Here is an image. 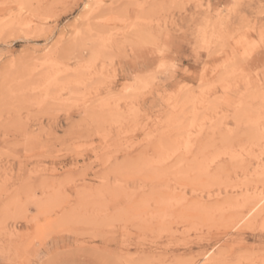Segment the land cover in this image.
<instances>
[{"label": "rangeland", "instance_id": "obj_1", "mask_svg": "<svg viewBox=\"0 0 264 264\" xmlns=\"http://www.w3.org/2000/svg\"><path fill=\"white\" fill-rule=\"evenodd\" d=\"M132 261L264 264V0H0V264Z\"/></svg>", "mask_w": 264, "mask_h": 264}, {"label": "bare ground", "instance_id": "obj_2", "mask_svg": "<svg viewBox=\"0 0 264 264\" xmlns=\"http://www.w3.org/2000/svg\"><path fill=\"white\" fill-rule=\"evenodd\" d=\"M54 61H55V60H54ZM56 62H57V61H56ZM54 63H55V62H54ZM67 65H68V64H67ZM79 66H80V65H79ZM55 67H56V66H55ZM60 67H62V66H60ZM67 69H68V68H67ZM55 70H56V69H55ZM173 151H174V150H173ZM156 157H157V156H156ZM165 157H166V156H165ZM158 158H160V157H158ZM167 158H168V157H166L165 159H167ZM156 159H157V158H156ZM160 160H161V159H160ZM148 162H149V161H148ZM148 162H147V163H148ZM157 162H158V161H156V163H157ZM145 163H146V162H145ZM151 165H152V164H151ZM261 171H262V170H261ZM135 172H136V171H135ZM147 180H148V179H147ZM128 187H129V186H128ZM140 190H142V189H140ZM132 191H133V190H132ZM134 191H135V190H134ZM134 191H133V192H134ZM124 192H125V191H124ZM175 192H176V191H175ZM134 193H137V192H134ZM144 194H145V193H144ZM144 194H143V195H144ZM175 194H176V193H175ZM145 195H147V194H145ZM170 195L172 196V194H170ZM180 195H181V194H180ZM128 196H129V195H128ZM171 196H170V198H171V200H172L173 197H171ZM181 196H183V195H181ZM129 197H130V196H129ZM149 197H150V196H149ZM126 198H127V197H126ZM146 198H147V197H145V199H146ZM165 198H166V197H165ZM258 199H259V198H258ZM260 199H261V198H260ZM142 200H143V198H142ZM146 200H147V199H146ZM166 200H168V199H166ZM174 200H177V199H175V197H174ZM182 200H183V199H182ZM163 201H164V200H162V202H163ZM255 201H257V200H255ZM148 202H149V201H148ZM156 202H157V201H156ZM168 202H169V200H168ZM260 202H261V201L259 200V203H260ZM143 203L145 204V203H147V201H146V202L144 201ZM159 203H160V201L158 202V204H159ZM176 203H177V202H176ZM182 203H183V201H182ZM140 204L144 206V204H142V203H140ZM160 204H161V203H160ZM167 204H168V203H167ZM167 204H166V205H167ZM170 204H171V203H170ZM171 205H172V204H171ZM256 205H257V204H256ZM159 206H160V205H159ZM168 206H169V204H168ZM168 206H167V207H168ZM144 207L147 208V207H149V206H148V205H145ZM156 207H157V206H156ZM142 208H143V207H142ZM163 208L165 209L166 207H163ZM135 209H137V208H135ZM161 209H162V208H161ZM168 209H169V208H168ZM139 210H140V209H139ZM146 210H147V209H146ZM146 210H145V211H146ZM156 210H157V209H156ZM162 210H163V209H162ZM166 210H167V209H166ZM177 210H178V209H177ZM149 211H150V209H149ZM172 211H173V210H172ZM128 212H129V211H128ZM147 212H148V211H147ZM175 212H176V211H175ZM178 213H179V212H178ZM150 214L152 215V213H150ZM150 214H149V218H151V217H150ZM156 214H158V213H156ZM173 214H174V213H173ZM174 215H175V214H174ZM178 215H179V214H178ZM132 216H133V215H132ZM140 216H141V213H140ZM145 216H146V215H145ZM152 216H153V215H152ZM164 216H165V213H164ZM170 216H171V215H170ZM121 217H122V216H121ZM146 217H147V216H146ZM155 217H157V216H155ZM141 218H142V217H141ZM152 218H153V217H152ZM158 218L161 219V217H158ZM232 218H233V217H232ZM145 219H146V218H145ZM145 219H144V220H145ZM155 219H156V218H155ZM162 219H163V218H162ZM162 219H161V220H162ZM228 219H229V218H228ZM130 220H132V219H130ZM138 220H139V219H138ZM149 220H150V219H149ZM163 220H164V219H163ZM165 220H166V219H165ZM231 220H233V219H231ZM146 221H147V220H146ZM227 221H228V220H227ZM125 222H126V221H125ZM147 222H148V221H147ZM162 222H163V221H161V223H162ZM127 223H128V222H127ZM150 223H151V222H150ZM150 223L148 222V224H150ZM230 223H231V222H230ZM227 225H228V224H227ZM240 226H241V225H240ZM231 227H232V226H231ZM161 229H162V227H161ZM162 231H163V230H162ZM126 233H127V232H126ZM127 234H128V233H127ZM128 235H129V234H128ZM128 237H130V236H128ZM128 237H127V238H128ZM124 238H126V237H124ZM122 239H123V238H122ZM130 239H131V238H130ZM135 239H136V238H135ZM125 244H126V241H125ZM127 244H128V243H127ZM145 245H146V244H145ZM126 246H127V245H126ZM123 247H124V246H123ZM129 248H130V246H129ZM138 254H139V253H138ZM147 255H148V253H147ZM210 255H211V254H210ZM136 256H137V255H136ZM214 256H215V255H214ZM214 256H213V257H214ZM215 257H216V256H215ZM139 258H140V257H139ZM145 258H146V257H145ZM145 258H144V259H145ZM147 258H148V257H147ZM217 258H218V257H217ZM129 259H130V258H129ZM148 259H149V258H148ZM148 259H147V260H148ZM211 259H212V258H211ZM125 260H126V259H125ZM131 260H132V259H131ZM147 260H144V261H145L144 263H146ZM121 261H122V260H121ZM135 261H136V259H135ZM125 263H127V262H125ZM129 263H130V261H129ZM140 263L142 264V262H140ZM140 263H139V264H140ZM132 264H133V261H132ZM135 264H136V262H135ZM147 264H148V263H147ZM149 264H150V262H149ZM214 264H215V263H214Z\"/></svg>", "mask_w": 264, "mask_h": 264}]
</instances>
